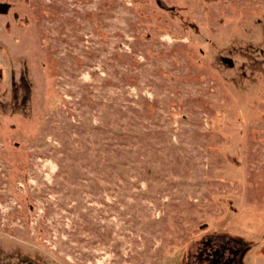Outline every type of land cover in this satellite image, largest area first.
<instances>
[{
	"label": "rangeland",
	"instance_id": "rangeland-1",
	"mask_svg": "<svg viewBox=\"0 0 264 264\" xmlns=\"http://www.w3.org/2000/svg\"><path fill=\"white\" fill-rule=\"evenodd\" d=\"M0 264H264V0H0Z\"/></svg>",
	"mask_w": 264,
	"mask_h": 264
}]
</instances>
